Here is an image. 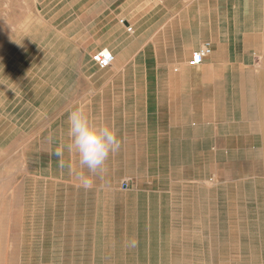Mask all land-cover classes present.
I'll return each instance as SVG.
<instances>
[{
  "label": "rangeland",
  "instance_id": "obj_1",
  "mask_svg": "<svg viewBox=\"0 0 264 264\" xmlns=\"http://www.w3.org/2000/svg\"><path fill=\"white\" fill-rule=\"evenodd\" d=\"M257 31L264 0H0V264H264V150L212 143L173 78L197 38L241 62ZM81 104L121 141L88 190Z\"/></svg>",
  "mask_w": 264,
  "mask_h": 264
},
{
  "label": "crops",
  "instance_id": "obj_2",
  "mask_svg": "<svg viewBox=\"0 0 264 264\" xmlns=\"http://www.w3.org/2000/svg\"><path fill=\"white\" fill-rule=\"evenodd\" d=\"M246 37L247 41L253 39L247 44L248 48L255 51L253 60L205 61L212 56L216 42L202 43L197 38L187 50L182 49L181 54L187 55L179 60L183 61L204 47L209 48V55L196 67L180 66V72L173 78H185V85H191L189 79L193 73L195 125L203 130L212 143L217 142V135L221 134L225 140L249 144L243 148L264 150V31L252 32ZM175 66V62L163 63L153 69L172 71L177 69ZM215 148L213 144L211 149Z\"/></svg>",
  "mask_w": 264,
  "mask_h": 264
},
{
  "label": "clouds",
  "instance_id": "obj_3",
  "mask_svg": "<svg viewBox=\"0 0 264 264\" xmlns=\"http://www.w3.org/2000/svg\"><path fill=\"white\" fill-rule=\"evenodd\" d=\"M67 123L68 149L78 155L80 165L89 173L80 172L75 179L81 188L91 189L94 177L105 171L106 161L110 154L119 151L121 141L109 124L90 121L83 104L70 112ZM56 154L61 155L59 152ZM135 243V238H131L129 245L135 246Z\"/></svg>",
  "mask_w": 264,
  "mask_h": 264
},
{
  "label": "built area",
  "instance_id": "obj_4",
  "mask_svg": "<svg viewBox=\"0 0 264 264\" xmlns=\"http://www.w3.org/2000/svg\"><path fill=\"white\" fill-rule=\"evenodd\" d=\"M127 31L130 32L131 28L129 27ZM209 53L210 50L208 47L202 48L201 50L197 51L192 55L188 62V65L190 67H196L200 65L204 61V59L209 55ZM93 61L100 69H106L112 65L114 61V56L109 51H101L93 56Z\"/></svg>",
  "mask_w": 264,
  "mask_h": 264
},
{
  "label": "bare ground",
  "instance_id": "obj_5",
  "mask_svg": "<svg viewBox=\"0 0 264 264\" xmlns=\"http://www.w3.org/2000/svg\"><path fill=\"white\" fill-rule=\"evenodd\" d=\"M103 51H108V50H107V49H104ZM113 63H114V61H113ZM113 63H112V64H113ZM5 260H6V259H5Z\"/></svg>",
  "mask_w": 264,
  "mask_h": 264
}]
</instances>
